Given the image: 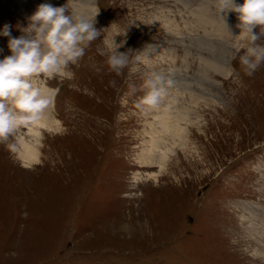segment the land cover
<instances>
[{
  "label": "rangeland",
  "instance_id": "1",
  "mask_svg": "<svg viewBox=\"0 0 264 264\" xmlns=\"http://www.w3.org/2000/svg\"><path fill=\"white\" fill-rule=\"evenodd\" d=\"M44 3L99 13L101 36L72 77L41 84L60 93L38 162L0 144V264H264V66L248 77L233 59L238 14L217 0H0V31L19 37ZM114 42L131 50L120 76ZM153 72L172 85L145 111ZM165 111L187 115L179 141L155 134ZM158 137L162 166L146 162Z\"/></svg>",
  "mask_w": 264,
  "mask_h": 264
},
{
  "label": "clouds",
  "instance_id": "2",
  "mask_svg": "<svg viewBox=\"0 0 264 264\" xmlns=\"http://www.w3.org/2000/svg\"><path fill=\"white\" fill-rule=\"evenodd\" d=\"M217 6L220 14H238L236 27L240 35L237 37H243L244 42L235 48L233 59L238 56L245 75L254 76L264 66V43H259L264 39V0H244L243 5H237L235 0H217ZM98 14L90 18L75 10L69 12L68 4L55 7L44 3L29 17L19 37H13L7 24L0 31V36L8 38L11 53L0 59V144L13 157L34 140L33 129L42 127L49 116L53 99L41 84L72 77L71 68L79 65L101 36V30L96 27ZM222 17L226 19V15ZM119 48L114 42L107 53L109 70L117 76L130 65L131 50L120 52ZM3 52L0 48V55ZM131 70L134 72L136 68ZM111 83L115 86V81ZM171 85L170 79L166 81L163 75L151 73L144 82L148 91L137 107L145 111L157 109Z\"/></svg>",
  "mask_w": 264,
  "mask_h": 264
},
{
  "label": "bare ground",
  "instance_id": "3",
  "mask_svg": "<svg viewBox=\"0 0 264 264\" xmlns=\"http://www.w3.org/2000/svg\"><path fill=\"white\" fill-rule=\"evenodd\" d=\"M185 118H187V115L184 113H177L176 115L170 117L169 112L165 111L162 116L157 117L159 124L158 126H160V128L155 129V134H159V135L163 134L168 137H171L173 141L174 140L179 141L182 138V132L184 131L183 121L185 120ZM55 124L56 122H54V120L48 116L47 119L44 121L42 127L33 129L31 136L34 138V140L26 144L25 150L19 153L20 159L25 166L29 167L34 163L38 162L39 151L37 148V144H38V138L40 137L41 134L40 131L45 128L52 129V126L54 128ZM37 133L39 134L38 137H37ZM162 140L163 139H160L159 137L152 139L151 149L148 151L149 155L147 157L148 159H146L147 163L150 160L152 164H157L160 166L163 165V162L165 161L166 157H168V152L170 151V148H166V150H162L160 148ZM175 145L176 142L174 143L173 146ZM156 150H159L158 157L155 156Z\"/></svg>",
  "mask_w": 264,
  "mask_h": 264
}]
</instances>
